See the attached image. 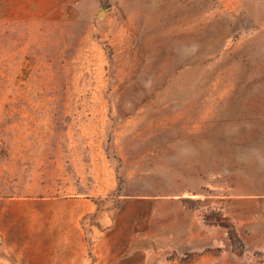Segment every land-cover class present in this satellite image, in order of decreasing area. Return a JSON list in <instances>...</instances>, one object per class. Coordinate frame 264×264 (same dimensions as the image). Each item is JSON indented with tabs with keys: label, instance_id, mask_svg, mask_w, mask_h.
Wrapping results in <instances>:
<instances>
[{
	"label": "rangeland",
	"instance_id": "obj_1",
	"mask_svg": "<svg viewBox=\"0 0 264 264\" xmlns=\"http://www.w3.org/2000/svg\"><path fill=\"white\" fill-rule=\"evenodd\" d=\"M19 198L92 208L80 250L36 221L29 264H264V0L0 19V204Z\"/></svg>",
	"mask_w": 264,
	"mask_h": 264
},
{
	"label": "crops",
	"instance_id": "obj_2",
	"mask_svg": "<svg viewBox=\"0 0 264 264\" xmlns=\"http://www.w3.org/2000/svg\"><path fill=\"white\" fill-rule=\"evenodd\" d=\"M107 1L114 0H0V19L11 13L29 19L69 13H86L95 16L102 13V8ZM91 211V204L87 200L78 198H19L3 201L0 204V250H4L5 255L10 257L12 262L28 264L33 262L35 245L32 238L38 227L36 221L43 223L46 231L64 232L66 240L61 243H52L49 247L55 248L60 245L83 249L84 234L79 220ZM20 219L23 222L29 221L32 234L26 241L17 239ZM18 248L19 251H17ZM22 248H29L30 251L22 250ZM63 262L80 264L82 259L81 257L70 258Z\"/></svg>",
	"mask_w": 264,
	"mask_h": 264
}]
</instances>
